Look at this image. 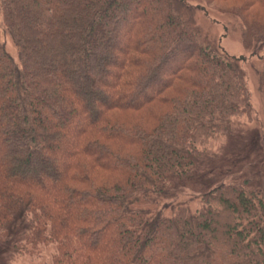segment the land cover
Listing matches in <instances>:
<instances>
[{"label": "trees", "instance_id": "trees-1", "mask_svg": "<svg viewBox=\"0 0 264 264\" xmlns=\"http://www.w3.org/2000/svg\"><path fill=\"white\" fill-rule=\"evenodd\" d=\"M207 2L226 5L258 58L264 98V0ZM0 7L18 52L0 40V244L29 255L52 246L51 264H264L258 179L178 200L211 142L251 112L241 60L198 22L201 7Z\"/></svg>", "mask_w": 264, "mask_h": 264}, {"label": "rangeland", "instance_id": "rangeland-1", "mask_svg": "<svg viewBox=\"0 0 264 264\" xmlns=\"http://www.w3.org/2000/svg\"><path fill=\"white\" fill-rule=\"evenodd\" d=\"M187 1L201 7L197 15L198 22L220 40L225 52L241 60L246 75L251 112L239 119L234 135L211 142L213 157L207 159L200 166L195 178L183 186L178 200H190L222 181L250 175L258 179L264 191V98L259 91L257 74L260 62L257 57L251 56L243 45L240 32L234 28L235 20L221 11L226 7L224 3H211L207 0ZM125 29L126 27L123 28L122 34ZM0 40L13 58L18 60L17 49L4 27L1 7ZM10 251L12 249L9 246L0 244V264H51L54 248L41 246L40 251L33 255Z\"/></svg>", "mask_w": 264, "mask_h": 264}]
</instances>
